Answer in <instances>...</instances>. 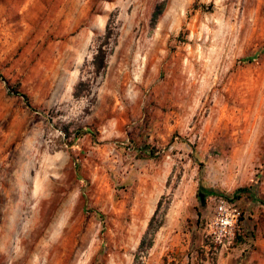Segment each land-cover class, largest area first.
Listing matches in <instances>:
<instances>
[{
    "label": "rangeland",
    "instance_id": "374dc122",
    "mask_svg": "<svg viewBox=\"0 0 264 264\" xmlns=\"http://www.w3.org/2000/svg\"><path fill=\"white\" fill-rule=\"evenodd\" d=\"M262 201L264 0H0V264H264Z\"/></svg>",
    "mask_w": 264,
    "mask_h": 264
},
{
    "label": "built area",
    "instance_id": "2783aa9c",
    "mask_svg": "<svg viewBox=\"0 0 264 264\" xmlns=\"http://www.w3.org/2000/svg\"><path fill=\"white\" fill-rule=\"evenodd\" d=\"M240 217L239 208L221 195L213 197L212 213L205 223L204 241L214 255L220 249H229L235 240Z\"/></svg>",
    "mask_w": 264,
    "mask_h": 264
},
{
    "label": "trees",
    "instance_id": "16d2710c",
    "mask_svg": "<svg viewBox=\"0 0 264 264\" xmlns=\"http://www.w3.org/2000/svg\"><path fill=\"white\" fill-rule=\"evenodd\" d=\"M159 14V10L158 11H154L153 12V18L155 19L156 17H157V15ZM250 59H251V57H249ZM98 62V65H97V67L98 68H100V67H102L103 66V61H102V55L100 56V59L97 61ZM20 96H22V98L26 101V96L23 94V93H18ZM212 191L210 190V189H206V188H204V187H198V189H197V191H196V196L202 201L203 199H204V197H206L207 195H209L210 193H211ZM229 200V199H228ZM262 204H263V206H264V201H262ZM241 216V215H240ZM239 220H240V218H239ZM240 235H241V231H240V229H239V227H238V231H237V233L235 234V240L236 239H239V237H240ZM235 240H234V242H235ZM233 242V243H234ZM211 252V251H210ZM209 252V254H211ZM212 256V255H211Z\"/></svg>",
    "mask_w": 264,
    "mask_h": 264
}]
</instances>
